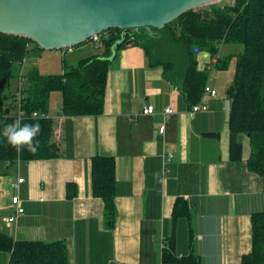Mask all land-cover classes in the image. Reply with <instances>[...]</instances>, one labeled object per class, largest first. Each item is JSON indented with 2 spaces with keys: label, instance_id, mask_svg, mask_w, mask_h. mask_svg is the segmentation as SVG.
Listing matches in <instances>:
<instances>
[{
  "label": "crops",
  "instance_id": "1",
  "mask_svg": "<svg viewBox=\"0 0 264 264\" xmlns=\"http://www.w3.org/2000/svg\"><path fill=\"white\" fill-rule=\"evenodd\" d=\"M224 46L241 52L239 44ZM102 50L90 39L62 49V66L70 62L67 55L76 62ZM196 60L197 69L209 73L206 83L216 90L211 73L217 63L207 69L206 51ZM25 63L26 58L21 72ZM204 100L207 109L189 115L178 81L167 78L161 65H150L142 46L117 48L110 57L100 115L61 116V97L49 98L58 157L15 165L0 161V231L16 240H62L69 264H159L162 244L173 233L177 255L192 252L200 264H240L251 250V214L264 211L262 179L247 168V136L242 135L241 159H230L229 100L218 95ZM149 103L155 112L141 114ZM166 107L174 112L163 141L157 128ZM210 132L217 135H204ZM165 150L172 156L166 159L168 171L161 183ZM95 154L115 159L114 227L107 225L101 199L91 194L90 159ZM18 175L25 180L17 191L11 182ZM68 182L77 187L73 198L66 195ZM15 193L24 213L8 223ZM176 198L188 203L190 219L178 218L173 225ZM8 260L9 253L0 250V264Z\"/></svg>",
  "mask_w": 264,
  "mask_h": 264
},
{
  "label": "trees",
  "instance_id": "2",
  "mask_svg": "<svg viewBox=\"0 0 264 264\" xmlns=\"http://www.w3.org/2000/svg\"><path fill=\"white\" fill-rule=\"evenodd\" d=\"M224 42L241 46L235 60L233 81L226 89L230 99L229 156L233 161L241 159L242 135L247 136L250 147L247 168L261 177L264 190V0L211 3L188 10L163 27L149 31L146 28L107 29L99 33L102 53L76 62L64 61L62 73L58 74H42L36 67L29 69L25 74L27 87L20 100L24 113L19 121L22 125H39V133L33 138L36 149L31 151L24 145L17 151L0 136V161L15 165L18 161L58 157L59 148L52 140L55 121L46 116L51 92H60L59 112L64 116L100 115L104 108L110 57L117 48L128 44L142 46L150 65H161L167 78L178 81L180 92L191 108L200 100L208 78L206 72L197 69L194 50H203L212 56L219 53ZM36 49L42 48L28 37L0 33V129L17 120L10 102L12 97L4 96L3 90L11 78L19 75L22 60ZM229 63L230 57L220 56L216 68H227ZM33 112L39 116L33 117ZM115 169L113 156L95 154L90 159L91 194L101 199L110 227H114L116 219ZM66 192L67 197H75L76 185L68 182ZM182 217L190 219L189 205L182 198H176L172 209L173 225ZM250 220L251 250L242 255L240 264H264V211L253 212ZM164 242L162 264H200L198 255L192 252L186 256L175 253L174 233ZM189 242L192 246L191 230ZM0 250L9 253L8 264H69L62 240H16L0 231Z\"/></svg>",
  "mask_w": 264,
  "mask_h": 264
},
{
  "label": "water",
  "instance_id": "3",
  "mask_svg": "<svg viewBox=\"0 0 264 264\" xmlns=\"http://www.w3.org/2000/svg\"><path fill=\"white\" fill-rule=\"evenodd\" d=\"M217 1L0 0V33L28 37L45 50H62L111 28L159 29L188 10Z\"/></svg>",
  "mask_w": 264,
  "mask_h": 264
},
{
  "label": "rangeland",
  "instance_id": "4",
  "mask_svg": "<svg viewBox=\"0 0 264 264\" xmlns=\"http://www.w3.org/2000/svg\"><path fill=\"white\" fill-rule=\"evenodd\" d=\"M233 0H220L217 1L215 3H219V4H230L232 3ZM238 45L236 43H228V42H224L221 44L219 51L222 53L223 57H230V63L229 66L227 68L224 69H218V68H214L211 75H213L212 77V85L216 88L217 90V95L220 98H227V100L230 99L226 93V89L228 86H230V84L233 81L234 78V68H235V60H236V56L237 53H235L234 51H228L226 49V46L224 45ZM224 46V47H223ZM194 54H195V58H199L201 60V55H203L205 53V51L203 50H198L195 49L194 50ZM62 50H45V49H36V50H32L30 51V53L26 56V63H25V67L23 70V74L25 75L26 72L33 67H36L40 73L42 74H58V73H62ZM80 53L76 54L78 55V58L81 57L79 55ZM220 58V57H219ZM67 61H72L70 60V56H66ZM77 59V58H76ZM210 75V76H211ZM208 77H209V73H208ZM22 82L23 85V89H26L27 87V81L25 78L23 77H13L9 80L8 84H6L4 90H3V95L4 96H9V97H14L18 91H19V82ZM50 97H61V94L59 91H54L51 92ZM10 100V98L8 99ZM230 107V105H229Z\"/></svg>",
  "mask_w": 264,
  "mask_h": 264
},
{
  "label": "built area",
  "instance_id": "5",
  "mask_svg": "<svg viewBox=\"0 0 264 264\" xmlns=\"http://www.w3.org/2000/svg\"><path fill=\"white\" fill-rule=\"evenodd\" d=\"M92 41H94L96 43V45H99V34L94 35L93 37L90 38ZM72 47H66L64 48V50H71ZM220 57V54L217 53L215 55L210 56V60L208 61V65H207V69L212 70L216 63L218 62ZM25 59V58H24ZM20 63V66H22L23 61ZM18 77H23L25 78V75L21 72V67H20V72ZM23 92V85L22 82L20 80L19 82V91L18 93L12 97V99L10 100V102L12 103V106L14 107L15 111H16V115H17V120H20L23 116V110L20 107V100H21V94ZM203 96L201 97L200 101L196 104H194L188 111V114L193 116L196 112L201 111V110H206L207 109V105L205 103V96H210V97H215L217 95V92L215 89H213L209 83H206L204 85V89H203ZM155 112V108L154 105L149 103V104H145L143 105V107L140 110V113L143 115H150L153 114ZM173 109L170 107H166L162 112H161V116H162V121L161 124L158 126L157 128V137H160L161 140L164 141V135H165V130H166V121L169 118V116L173 113ZM59 115L64 116L63 114L59 113ZM33 117H37L39 116L36 112L32 113ZM43 116V115H42ZM46 116H49L48 114H46ZM51 117V116H50ZM172 154L165 150L162 152L161 154V172L159 175V180L161 183H164L165 181V174L167 173L168 169L166 168V159L168 157H171ZM19 162V161H18ZM24 178L21 176H17L12 182H11V187L13 190H17L19 189L20 185L24 182ZM10 203L13 206V211L12 213L6 218L8 223H13L16 221V219L24 213V208L21 205V200L18 196V194H13L10 197ZM164 246V244H162V247ZM159 264H162V261H160Z\"/></svg>",
  "mask_w": 264,
  "mask_h": 264
},
{
  "label": "clouds",
  "instance_id": "6",
  "mask_svg": "<svg viewBox=\"0 0 264 264\" xmlns=\"http://www.w3.org/2000/svg\"><path fill=\"white\" fill-rule=\"evenodd\" d=\"M39 133L38 124H21L16 120L10 124H6L0 129V136L6 138L7 142L20 151L24 145L28 149L35 151L36 145L33 143V138Z\"/></svg>",
  "mask_w": 264,
  "mask_h": 264
}]
</instances>
